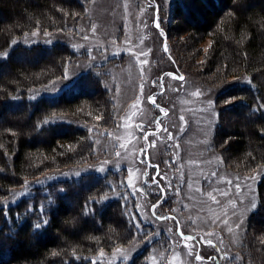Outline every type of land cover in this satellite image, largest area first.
Instances as JSON below:
<instances>
[{"label": "trees", "instance_id": "obj_1", "mask_svg": "<svg viewBox=\"0 0 264 264\" xmlns=\"http://www.w3.org/2000/svg\"><path fill=\"white\" fill-rule=\"evenodd\" d=\"M89 1L0 0V264H104V254L146 234L132 201L114 195L112 173L59 175L91 152L86 112L102 117L111 102L92 69L42 93L81 53L65 41L27 38L64 28ZM171 9L176 22L163 25L171 56L185 64L209 37L202 72L234 78L219 86L212 145L228 166L263 169L243 255L264 264V0H172ZM153 243L126 264H150Z\"/></svg>", "mask_w": 264, "mask_h": 264}, {"label": "rangeland", "instance_id": "obj_2", "mask_svg": "<svg viewBox=\"0 0 264 264\" xmlns=\"http://www.w3.org/2000/svg\"><path fill=\"white\" fill-rule=\"evenodd\" d=\"M171 5L172 0H90L85 14L64 28L28 34L31 41H65L81 53L42 93L59 92L92 69L111 102L102 117L86 112L91 152L59 175L112 173L107 181L114 195L132 201L134 223L146 234L104 254V264H126L153 240L150 264H260L243 253L263 169L228 166L212 145L219 86L234 78L202 72L209 37L197 55L185 57L187 63L171 56L163 26L176 22ZM243 115L246 121L248 112Z\"/></svg>", "mask_w": 264, "mask_h": 264}, {"label": "snow or ice", "instance_id": "obj_3", "mask_svg": "<svg viewBox=\"0 0 264 264\" xmlns=\"http://www.w3.org/2000/svg\"><path fill=\"white\" fill-rule=\"evenodd\" d=\"M157 26H159L158 24H157ZM180 79H183L182 77L180 78ZM150 100L151 99H153V98H149ZM155 101L153 100V103H154ZM161 111H163V109H161ZM161 191H163V189H161ZM153 207H156V205H154ZM253 207H255V205H253ZM36 227L38 228L39 227V225H36ZM139 227V226H138ZM197 259L199 260V259H201L199 256H197Z\"/></svg>", "mask_w": 264, "mask_h": 264}]
</instances>
